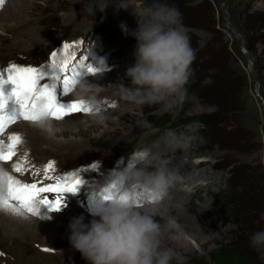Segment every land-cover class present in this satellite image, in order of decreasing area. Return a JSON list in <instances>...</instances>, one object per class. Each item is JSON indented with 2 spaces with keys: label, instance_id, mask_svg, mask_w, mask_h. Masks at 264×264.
Instances as JSON below:
<instances>
[{
  "label": "rangeland",
  "instance_id": "1",
  "mask_svg": "<svg viewBox=\"0 0 264 264\" xmlns=\"http://www.w3.org/2000/svg\"><path fill=\"white\" fill-rule=\"evenodd\" d=\"M11 1L15 0H3L0 4L1 17L7 15L5 10ZM20 1L24 6L18 12L20 16L16 20L0 21V70L12 64L46 67L51 63L53 52L59 53L64 44H72L76 47L69 50L71 55L77 58L87 56L85 63L101 69L95 77H90L91 82L101 86L99 93L118 89L115 84L120 81L131 86L124 72L135 63L128 50L136 48L137 41L130 35L124 52L117 53L111 24L116 26L113 15L117 12L115 5L118 0H76L75 3L82 4L77 10L73 0H38L36 4H30L31 0ZM95 1L111 4L103 10L86 14V6ZM167 3L179 9L182 25L195 51L191 65L193 75L187 85L188 96L178 112L185 118L201 117L208 126L203 123H190L184 127L163 126L162 120L167 112L159 111V106L141 111L127 102L130 108L122 110L124 100L106 97H101L102 104L110 101L111 105H116L103 110L105 116L113 115L112 125L85 123L87 114H72L57 121L63 128L66 125L68 131L52 137L53 140L62 142L64 146L80 145L69 151L61 146L64 147L61 152L49 150L43 153L40 148L31 153L35 157L32 158L36 161L34 165L38 164L37 169L42 173L44 167L54 161L57 173L62 176L76 173L83 180L78 189L82 194L66 193L65 206L59 212L50 211L46 206L42 210L45 216L41 220L43 224L33 222L31 226H35L32 230L31 226H4L0 220V264H88L69 242V224L74 219L76 205L85 213L88 211L85 208L90 205L107 207L115 193H97L95 185L104 176L126 168L137 149L151 147L156 152V146L157 150H166L168 147L161 137L169 129L177 134L209 136L207 149H202L197 138L190 148L180 153L181 159H188L187 155L191 161L200 162L201 166L195 171V175L201 177L196 181L200 187L192 195L174 202L180 209L173 217L167 218L168 225H163L161 218L156 219L165 227L162 246L172 248L176 253L172 264H197L196 259L200 257L204 259V264H217L215 257L222 251L232 252L244 247L253 250L250 244H245L248 239H243L240 231L249 225L258 227V231L264 230V0H168ZM127 4L128 8H123V12L135 13L136 10L139 13L150 4V0H128ZM77 17L79 19L75 20ZM108 20H111L110 23H107ZM127 24L130 31L137 29L134 23ZM184 25H193V28ZM31 33L35 36L30 37ZM100 34L112 39L102 44ZM119 38L122 40L123 36L118 37V41ZM94 50H97L98 57L106 61L107 69L102 62L97 63L93 59ZM213 81L216 84L219 81L217 87L220 90L215 92L214 89V94H210L207 89ZM41 83H49L50 87L55 85V92L63 93V97H57L60 104L63 98L65 101L72 98L70 95L75 97L73 92L65 95L62 83L49 80ZM12 88L13 85L8 84L5 92L10 93ZM12 103L8 106V113L12 110ZM134 106L136 109L133 110ZM114 110H122L123 117L128 118L119 122ZM143 115L152 124L151 128L137 126V120ZM21 122L30 125L29 122L17 121L6 133L15 128L14 131L22 135L21 131L25 129L24 125L18 126ZM78 123L82 125L80 132L75 129ZM106 129L112 134H102ZM176 163L173 162L172 166L178 168ZM236 169H240L246 189L241 184L236 191H243L245 195L248 193V203L257 208L258 216L252 212L248 217L233 221L225 215L226 207L219 200V195L230 186ZM182 175L187 177L186 173ZM15 176L27 183L35 179L31 173H16ZM179 187L186 188L177 185L170 191L169 197ZM68 196L74 198L66 200ZM238 202H245L243 195L240 194ZM251 218L254 221L249 223ZM238 221L239 224H235ZM169 226L183 231L186 238L182 244L168 239Z\"/></svg>",
  "mask_w": 264,
  "mask_h": 264
},
{
  "label": "clouds",
  "instance_id": "2",
  "mask_svg": "<svg viewBox=\"0 0 264 264\" xmlns=\"http://www.w3.org/2000/svg\"><path fill=\"white\" fill-rule=\"evenodd\" d=\"M103 7L102 4L101 10ZM92 8L85 9V13L91 14ZM135 13L136 30L129 33L127 26L121 25L124 33L137 41L135 63L126 70L131 86L120 81L115 87L122 100L141 110L145 106H159V111L175 117L187 99L195 59L190 37L182 25V15L174 5L161 2H153ZM93 59L102 62L107 69L106 61L97 56L96 50ZM100 87L83 78L77 82L73 94L91 107L90 116L96 123L104 124L106 116L98 95ZM40 106L44 107L43 102ZM136 123L139 127H152L144 115ZM32 125L49 137L57 130L51 119ZM161 139L172 150H186L197 137L169 129ZM183 179L172 161L151 147L135 150L126 168L104 176L95 185L97 193L114 192L115 196L107 207L95 213L90 223L86 224L83 217L71 220L70 244L88 264H172L176 253L162 246L165 227L155 217L170 191ZM3 190L6 192V184ZM185 238L182 230L169 226V240L182 244ZM249 243L264 260V230L252 233Z\"/></svg>",
  "mask_w": 264,
  "mask_h": 264
},
{
  "label": "snow or ice",
  "instance_id": "3",
  "mask_svg": "<svg viewBox=\"0 0 264 264\" xmlns=\"http://www.w3.org/2000/svg\"><path fill=\"white\" fill-rule=\"evenodd\" d=\"M2 3L3 0H0V4ZM75 47L76 45L64 44L59 53H52L51 63L46 67L12 64L7 69L0 70V162L11 163L15 173H31L35 178L32 183L23 182L0 168V209L5 214L18 218L29 215L40 217L41 205L47 206L50 211L59 212L65 206V194H75L83 184L76 173L63 176L57 173L54 161H50L42 173L31 164L27 154L13 163L18 146L24 142L23 138L19 134H13L7 137V142L4 139L7 129L17 121L37 124L44 119L62 121L72 114L91 115V107L83 101H73L68 105L58 103L55 85L50 87L49 83H41L45 80L62 83L67 96L74 92L80 79L95 77L101 72V69L85 63L87 56L77 58L71 55L69 50ZM8 84L13 85L10 93L5 92ZM12 102L18 105V110L10 115L8 106ZM41 102L44 104L43 108L40 106ZM5 184L6 192L3 190Z\"/></svg>",
  "mask_w": 264,
  "mask_h": 264
},
{
  "label": "bare ground",
  "instance_id": "4",
  "mask_svg": "<svg viewBox=\"0 0 264 264\" xmlns=\"http://www.w3.org/2000/svg\"><path fill=\"white\" fill-rule=\"evenodd\" d=\"M26 1V0H25ZM74 1H76V0H73V3H75ZM127 1L128 0H118V2L116 3V5H115V8L117 9V12H115V14L113 15V16H115V20L118 22H116V26L115 25H113V24H111L112 26V30H113V34H112V37L113 36H115V40L117 41V42H115V44H114V46H116V48H117V53H122V52H124V45L127 43V38L130 36V34H128V35H126L125 33H124V31L122 30V28H121V25L122 24H125L126 26H127V28H128V30H129V25L127 24L128 22H131V23H134L135 24V26L136 27H138V24H137V16H136V13H134V12H127V11H125L124 10V12H123V8H128V4H127ZM38 2V0H31L30 1V4H36ZM104 3V8H107V7H109L110 6V4L109 5H107V4H105V2H103ZM102 2H98V1H95L94 3H92V4H90L89 6H86L87 8L86 9H88V8H91V7H93L92 8V13L94 12H97L98 10H101V5L103 4ZM19 5V6H18ZM73 5V4H72ZM82 4H81V2H76L75 3V5H73L76 9L75 10H77V9H79L80 8V6H81ZM23 7L24 6H22V2L20 1V0H15V1H11V2H9V5L7 6V8H6V10H5V12H6V14L7 15H5V16H3V17H1L0 16V21H3V20H5V21H12V20H16L19 16H20V14L18 13L19 11H22L23 10ZM35 7V6H34ZM74 9V8H73ZM72 9V10H73ZM108 13V12H107ZM87 14V13H86ZM107 15H109V14H107ZM67 18L68 19H70V15H68L67 16ZM21 19V18H20ZM19 19V20H20ZM74 19V18H73ZM77 19H79L78 17L77 18H75V20H77ZM109 21H111V20H108V22L107 23H110ZM71 22V21H70ZM19 23V22H18ZM27 23H30V21H28ZM114 23V22H113ZM3 25V24H2ZM110 27V26H109ZM1 28V27H0ZM5 31V30H4ZM105 31V30H104ZM103 31V32H104ZM40 32V31H39ZM131 31L129 30V33H130ZM105 34L107 33V31L106 32H104ZM104 34V35H105ZM101 35V34H100ZM30 37H34L35 36V34L34 33H31L30 35H29ZM102 37H101V39H100V42L102 43V44H104V43H108L107 41H109V40H111L112 39V37H111V39H108L107 37H105V36H103V35H101ZM111 36V35H110ZM120 36H123V38H122V40H120L121 38H119V41L117 40L118 39V37H120ZM99 37V36H98ZM108 37H109V35H108ZM110 38V37H109ZM97 51V50H96ZM107 50H105L104 52H106ZM129 51V53H128V55H130V57L131 58H133V59H135V51H136V48H133V49H131V50H128ZM103 52V51H102ZM101 52V53H102ZM103 52V53H104ZM124 72V71H123ZM124 74H126V70H125V72H124ZM123 76V75H122ZM103 78V77H102ZM89 80H90V78H89ZM94 83V82H93ZM100 92V91H99ZM117 92H118V95H117ZM55 94H56V97H63V93H61V92H58L57 90H56V92H55ZM98 95H99V98H100V100H101V97H106V98H113V99H115V100H118V99H121L120 98V96H119V91H118V89H107V90H105L104 92H102V93H98ZM70 97H72L71 99H69V100H67L68 98H66L65 99V101H64V98L61 100V104H69L70 102H73V101H76L77 99H76V97H73V96H71L70 95ZM103 98V99H104ZM109 100V99H108ZM102 102V101H101ZM127 102L126 101H122V110H125L126 108H130L128 105L129 104H126ZM112 107V105H111V103H110V101H108L107 103H103L102 104V110H107L108 108H111ZM133 108V110L134 109H136V108H138V109H140L139 107H136L135 108V106L134 107H132ZM149 107H147V106H145L144 107V109L143 110H141V111H144L145 109H148ZM14 110H18V105H15L14 106V108H13ZM122 110H114V112L116 113V115H114V116H117V117H115V118H117V120L119 121V122H121L122 121V119H125V118H128V116L127 117H123V114L121 113V111ZM135 112V111H134ZM107 113V112H106ZM128 114V113H127ZM130 114H132V115H135L133 112H131L130 111ZM88 115V114H87ZM86 115V116H87ZM126 116V115H125ZM132 116H130L129 118H131ZM134 117V116H133ZM113 115H111L110 116V114L108 115H106V120H105V122H104V124H106V125H112V124H114V121H113ZM141 118H139L138 120H140ZM86 122L85 123H89V124H91V123H94V124H96V125H102V124H98V123H96L92 118H91V116L90 115H88L87 116V118H86ZM137 120V121H138ZM55 122V124H56V127H57V130H56V132H55V135L53 136V137H56V136H59V135H64L68 130H67V126L65 125L64 127L65 128H63V127H61L60 125H61V123H59V122H57V121H54ZM23 122H21V124H19L18 123V126L20 125H24V124H22ZM84 123V124H85ZM116 126V125H115ZM15 127V126H14ZM23 128L25 129L24 131L22 130L20 133L23 135H21L22 136V138H23V145H22V147L21 146H18V148H17V156L16 157H14L13 158V163H15V162H17V161H19L22 157H24L25 156V154H27V156H28V159H29V161L31 162V164L32 165H34L35 164V162L36 161H34V159H32V158H35L34 157V155H31V153L32 152H37L38 150H40V148H41V151L43 152V153H45V152H47V151H49V150H51V151H60L61 152V149L63 150V148L64 147H66V151H69V150H74V148L73 147H75L76 148V146H79L80 144H75L74 146H72V145H69V144H67V145H65L64 146V144L61 142H56L55 140H53V138L52 137H49V136H47L45 133H43V132H41L38 128H36V127H34L31 123H30V125H24L23 126ZM71 128V127H70ZM97 128V127H96ZM75 129H79V132H80V130H82V125L80 124V123H78V124H76L75 125ZM15 130V128H13V129H11L10 130V132L8 133H5V141L7 142V137L8 136H10V135H13V134H19V133H17V132H15L14 131ZM115 130V132H117V129H114ZM13 131V132H12ZM113 131V130H112ZM102 134H112L110 131H108L107 129L106 130H104V132L102 133ZM98 138V137H97ZM26 140V141H25ZM94 142H96V141H94ZM99 142V141H98ZM44 145H46V147H43ZM83 145V144H82ZM61 146H64V147H62L61 148ZM34 148L36 149V150H34ZM155 151L156 152H158L163 158H167V159H170L171 161H172V163L173 162H177L176 164H178L177 166H178V168L177 169H179V171H180V173L182 174V173H186L187 174V177L185 178L184 177V179H183V181H182V183H180V184H178V185H180V186H185L186 188H183V187H179V188H177L176 189V191H174L173 192V194H172V196L171 197H169L166 201H165V203L163 204L164 206H163V208H159L158 209V213H157V215H156V219H158L159 220V218H161L162 219V224L163 225H168V221H167V218L168 217H173V214H176V212L177 211H179V209H180V206H178V205H176V204H174V202H176V200L177 201H180L182 198H184L185 196H189V195H192V193H194V191L195 190H197L200 186L199 185H196V181H199V179L201 178L200 177V175H195V171L198 169V166L200 167L201 166V164H200V162H198V160L196 161V162H193V161H191V159H190V157H188L187 155H186V157L188 158V159H186V158H183V159H181V155H180V153H181V151H186V150H181V149H177V150H172V149H170V148H167L166 150H157V147L155 146ZM77 150V149H76ZM80 151V150H79ZM37 155H39L40 153H36ZM79 154V153H78ZM37 166H38V164H36L35 165V168L37 169ZM0 168H4L6 171H8L9 173H12V175H14L15 176V172H13L12 171V164L11 163H8V164H0ZM189 173H191V175L189 174ZM27 174V173H26ZM19 179V178H18ZM46 183V182H45ZM89 185V184H88ZM85 187H88V186H85ZM93 187V186H92ZM88 189V188H87ZM82 190V189H81ZM85 190H86V188H85ZM89 192V191H88ZM76 193H78V194H82V191H80V190H78ZM76 193H75V196H77L76 195ZM110 193H113V192H110ZM104 194V193H103ZM106 194H109V192H107ZM104 196V195H103ZM112 196V195H111ZM69 197L70 198H74V197H71V196H68V197H66V200H68L69 199ZM96 197V196H95ZM77 198V197H76ZM100 199V198H99ZM86 201V200H85ZM65 202V201H64ZM180 203V202H179ZM107 204V203H106ZM93 205V204H92ZM99 205V204H98ZM109 205V204H108ZM88 207V206H87ZM106 207V206H105ZM105 207H100V208H96L95 206H92L91 207V205H90V207H88V208H85L86 210H88L87 211V213H89V214H91V215H93V214H95V213H97L99 210H101V209H103V208H105ZM45 208H46V206H43V205H41L40 206V217L39 216H37V217H33V216H28V219L27 220H25V219H23V218H18V217H15V216H13V215H11V214H5V213H3V212H0V220L2 221V225H4V226H24V228H26V227H28V228H30V226H31V224H33V222H34V224H37V222L39 221V223L41 222V220H43V218L45 217L43 214V211L42 210H45ZM87 213H85V212H83L80 208H79V206H77L76 205V209H75V211L73 212V218H80V217H83L84 218V222L86 223V224H88V223H90V221L94 218L93 216H91V215H89V214H87ZM70 217V216H69ZM40 218H42V219H40ZM160 219V220H161ZM35 220V221H34ZM1 223V222H0ZM46 223H47V220H46ZM41 224H43L42 222H41ZM52 225V224H51ZM35 225H33V226H31V230H32V227H34ZM39 227V226H38ZM45 227V226H44ZM50 228H51V226H50ZM41 229V228H40ZM52 229V228H51ZM30 230V231H31ZM42 230V229H41ZM40 230V231H41ZM167 230V229H166ZM45 233V232H44ZM166 233V232H165Z\"/></svg>",
  "mask_w": 264,
  "mask_h": 264
},
{
  "label": "trees",
  "instance_id": "5",
  "mask_svg": "<svg viewBox=\"0 0 264 264\" xmlns=\"http://www.w3.org/2000/svg\"><path fill=\"white\" fill-rule=\"evenodd\" d=\"M153 2L167 3L168 0H150V4H152ZM186 27L193 28V25H187ZM223 79H224L223 80L224 82L225 78ZM226 83H227V80H226ZM219 85H220L219 81H217V84L213 81L212 85L207 89V91L209 93L211 92L214 94L213 91L215 89V92H219L220 87H217ZM211 105L212 104L210 103V106ZM206 116L208 117V114ZM202 121L203 119H201V117L185 118V115L179 112H178V115L174 117L172 114L167 113L166 117L162 120V125L163 126L169 125V126H175V127H179V126L184 127L190 123H203ZM203 124L208 126V124H206L205 122ZM197 138H198V143L200 144L202 149H207V146L209 145V142H208L209 136L207 134H201ZM239 170L240 169H236L234 171V173L232 174V181L230 180V186L226 190H222L219 195V200L222 201V204L226 207L225 215L230 220H233V221L243 219L244 217H248L250 213L252 214V212L256 213V215L258 216L257 208H253L254 205L253 204L251 205L248 203V193L245 195L243 191L241 193H238V191H236V187H240L241 184H243V189L246 190L245 185H244L245 182L243 181L244 178L242 179L240 177L241 173ZM240 194L243 195V197L245 198V202L237 203V200L240 197ZM253 221H254V218H251L249 223L250 222L252 223ZM239 222L240 221L235 222V224H239ZM256 231H258V227L256 229L255 227H252L250 225L247 229L245 228V230L241 229L240 234H242V238L248 239V241H245V244L246 243L250 244L249 237L251 236L252 233ZM215 261L217 264H264V261L262 262L259 254L254 249L253 250L247 249L245 247L243 250H235L232 252L222 251L221 253L218 254V256L215 257ZM196 263L204 264V259L200 257L199 259H196Z\"/></svg>",
  "mask_w": 264,
  "mask_h": 264
},
{
  "label": "water",
  "instance_id": "6",
  "mask_svg": "<svg viewBox=\"0 0 264 264\" xmlns=\"http://www.w3.org/2000/svg\"><path fill=\"white\" fill-rule=\"evenodd\" d=\"M239 38V37H238Z\"/></svg>",
  "mask_w": 264,
  "mask_h": 264
}]
</instances>
